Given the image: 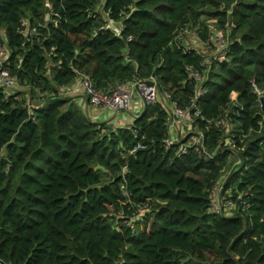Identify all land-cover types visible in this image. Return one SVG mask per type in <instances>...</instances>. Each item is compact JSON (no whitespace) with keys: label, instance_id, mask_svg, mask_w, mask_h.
Wrapping results in <instances>:
<instances>
[{"label":"trees","instance_id":"16d2710c","mask_svg":"<svg viewBox=\"0 0 264 264\" xmlns=\"http://www.w3.org/2000/svg\"><path fill=\"white\" fill-rule=\"evenodd\" d=\"M98 5L0 0L18 82L0 87V264H264V112L249 89L264 86V0ZM184 27L225 46L205 61L175 40ZM80 75L98 91L152 78L178 106L200 89L194 129L214 153L176 156L158 102L125 126L89 120L60 89ZM218 181L227 212L209 210Z\"/></svg>","mask_w":264,"mask_h":264},{"label":"built area","instance_id":"2783aa9c","mask_svg":"<svg viewBox=\"0 0 264 264\" xmlns=\"http://www.w3.org/2000/svg\"><path fill=\"white\" fill-rule=\"evenodd\" d=\"M100 1L101 0H99V2ZM106 20V24L107 22L108 24L109 22H112L111 20ZM121 28L122 26L119 25V27L112 30L115 32V34H117ZM29 32H33V28H31ZM189 37L197 38L194 31H191L190 28L184 27L180 32H178V34H176L174 38L176 41H180L181 46H183L184 48H190L185 45L186 40ZM125 39L130 40L131 36L127 35ZM209 41L202 42L203 44L199 48L200 53H202L201 48H203L204 45L208 46L212 44L211 46H214L216 51L221 50L225 46V38L222 34L215 33L212 36L210 35ZM6 64L7 52L3 41L0 40V87L5 91H9L12 90L18 82L16 76L9 73ZM188 76L193 78L197 83L200 82L203 78L202 73H199L198 71L192 69H189ZM75 80L83 95L85 96L90 108L93 109H106L110 112H118L124 114L128 109L129 102L132 101L133 93H136L141 108L145 104L152 105L158 102L163 108L167 109V119L165 121V124L167 127L168 138L165 141V145L167 146L168 143L171 142L178 143L179 146L176 151V156L185 154L189 149H191L192 152H194L201 158H206L214 153L213 150H207V148L203 144V134L200 131H194V118L199 115V112L196 109L195 98L198 94L197 92H200V89H195L194 96L189 99L188 106H178L176 102L171 99L169 92L164 90H157L155 80H153L152 78H149L148 80L139 79L131 83L117 84L113 86L109 91H98L94 89L90 80L85 75L77 76ZM249 89L250 92L254 95L258 104L261 105V103L259 102V98L264 99V86H259L252 78L249 81ZM230 99L232 100L234 98H231L230 96ZM24 105L27 110L33 107V103L30 100H26L24 102ZM135 115L136 114L131 117H135ZM177 122H181L184 125V130L182 134L178 136L179 139L174 140L175 136L178 133L177 129L174 127V124ZM222 122V120L215 121V123L219 126H221ZM225 133L226 131L224 132V135L226 136ZM217 146L218 149L227 148L229 150L236 151L229 137H223V139L221 140V142L219 141V144ZM220 183L221 182L218 181L212 188V198L209 210L214 213H218L220 211V208H222V212H227L232 207V203L230 200L224 197L218 198V192L221 189Z\"/></svg>","mask_w":264,"mask_h":264},{"label":"crops","instance_id":"0c3cea01","mask_svg":"<svg viewBox=\"0 0 264 264\" xmlns=\"http://www.w3.org/2000/svg\"><path fill=\"white\" fill-rule=\"evenodd\" d=\"M102 3H103V0H101L99 2V5H98L97 9H99L101 7L100 5ZM101 18L103 19V21H105V22L107 21L105 16L102 13H101ZM106 25L110 26L111 29H115V28L119 27L120 23L109 22V24H108V22H107ZM186 43L188 44V47L199 49L201 47L200 43H202V42L198 38L189 37L186 40ZM77 88L80 90L76 80H73V82L70 85H68L66 87H62L60 89H61V91L63 92V94L65 96H70V97L74 98V95H75L77 97L78 96L80 97L79 101H76L74 99L75 104L80 109V111L91 121L98 122V120H105V121H107V123H109L111 125L125 126V125H128L130 123V120L132 118L130 116L131 114L132 115L133 114L139 115L140 112H141L142 108H141L140 103L134 101L135 97H137L136 93H133V98H132L133 105H132V107L131 108L128 107L126 112L124 114H121V113H118V112H110L109 110H106V109H93V108H90V106H89L85 96L83 95L82 91L80 90L81 94H78V93H76V91H74V90H77ZM136 109H137V111H136ZM174 127L178 131V133H177V135L175 136V139H174V140H177V139H179L178 136L181 135L183 130H184V125L181 122H177V123L174 124Z\"/></svg>","mask_w":264,"mask_h":264},{"label":"rangeland","instance_id":"374dc122","mask_svg":"<svg viewBox=\"0 0 264 264\" xmlns=\"http://www.w3.org/2000/svg\"><path fill=\"white\" fill-rule=\"evenodd\" d=\"M0 34H1V32H0ZM185 45L188 46L187 43H186ZM201 50H202V53H201V54H203V56H205V57H204V60H205V61L209 60L210 58L216 57L217 54H218V52H219V51H216V50H215V47H214V46H211V45H208V46H207V45H204L203 48H201ZM74 91H76V93H78V94H81V91H80L78 88H77V90H74ZM79 91H80V92H79ZM62 93H63V92H62ZM21 94H22V93H21ZM230 96H231V98H234L235 94L232 93V94H230ZM30 99L32 100V102H33L34 104L36 103L35 100H34L35 98H30ZM74 99H75L76 101H79L80 97H79V96L77 97V96L74 95ZM134 101H136V102L139 103L137 97H135ZM132 105H133V101H130L128 107L131 108ZM136 111H137V109H136ZM136 111H135V112H136ZM139 112H140V111H139ZM130 116H134V114H133V115L131 114ZM103 121H105V120H98V122H103ZM194 131H196V129H195ZM227 132H228V130L226 131L225 134H228ZM224 136H225V135H224ZM236 159H237V154H236V153H235L233 156L231 155V156L228 157L229 168L232 167V166H235V165H236V163H235V160H236Z\"/></svg>","mask_w":264,"mask_h":264},{"label":"water","instance_id":"95a60500","mask_svg":"<svg viewBox=\"0 0 264 264\" xmlns=\"http://www.w3.org/2000/svg\"><path fill=\"white\" fill-rule=\"evenodd\" d=\"M259 102L261 103V107H262V110H263V112H264V101H263V99L262 98H259ZM141 113V112H140ZM140 115V114H139ZM97 168H99V167H97ZM100 169V168H99Z\"/></svg>","mask_w":264,"mask_h":264}]
</instances>
